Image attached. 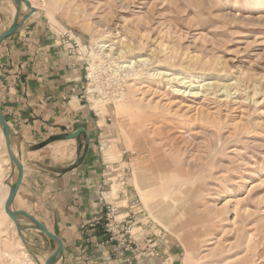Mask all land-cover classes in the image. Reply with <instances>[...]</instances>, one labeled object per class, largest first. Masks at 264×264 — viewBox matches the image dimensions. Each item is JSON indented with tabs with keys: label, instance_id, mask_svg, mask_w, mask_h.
Listing matches in <instances>:
<instances>
[{
	"label": "rangeland",
	"instance_id": "374dc122",
	"mask_svg": "<svg viewBox=\"0 0 264 264\" xmlns=\"http://www.w3.org/2000/svg\"><path fill=\"white\" fill-rule=\"evenodd\" d=\"M30 1L80 65L81 104L93 109L99 131L95 145L117 170L105 187L130 196L116 201L125 206L118 218L140 201L128 232L99 233L84 262L264 264V5ZM12 10L0 9V31ZM103 41L117 47L101 49ZM123 46L130 48L120 53ZM177 74L183 83L169 80ZM10 171L0 134V211ZM2 227L0 264H45L49 243L28 234L30 252L9 220Z\"/></svg>",
	"mask_w": 264,
	"mask_h": 264
},
{
	"label": "crops",
	"instance_id": "0c3cea01",
	"mask_svg": "<svg viewBox=\"0 0 264 264\" xmlns=\"http://www.w3.org/2000/svg\"><path fill=\"white\" fill-rule=\"evenodd\" d=\"M14 6L12 0H0V9H13V19ZM46 21L35 12L0 44V107L18 134L12 143L24 166L14 208L28 211L63 240L59 263L90 264L83 260L85 252L104 231V221L94 227L91 223L104 213L106 203L130 196L120 186L115 194L105 187L109 172L117 170L110 163L106 167L108 160L95 145L99 131L93 109L81 104L80 65ZM80 127L89 132L90 142L84 137L57 139ZM118 204L121 217L125 206ZM28 234L52 246L38 231Z\"/></svg>",
	"mask_w": 264,
	"mask_h": 264
},
{
	"label": "water",
	"instance_id": "95a60500",
	"mask_svg": "<svg viewBox=\"0 0 264 264\" xmlns=\"http://www.w3.org/2000/svg\"><path fill=\"white\" fill-rule=\"evenodd\" d=\"M16 7V14L12 24L6 29L0 32V44L2 41L13 35L19 30L23 23L37 10L30 0H12ZM26 5L27 10L23 9V5ZM0 127L6 139L7 152L11 162V174L10 177L5 181L9 184L10 191L5 202V209L10 218L14 221L18 235L24 242L26 247L31 251L30 246L25 238L24 233L29 230H36L42 234L47 240H49L53 246V251L46 258L45 264H57L64 255L65 248L63 240L51 232L40 220L26 210H18L14 208V202L21 186L24 176V166L21 160L20 153L15 152L13 148L12 139L17 137L16 134L10 127L6 120L2 109L0 107ZM85 135L88 142H90L89 132L84 128L80 127L75 132L62 134L57 139H79L81 135ZM27 222V223H24Z\"/></svg>",
	"mask_w": 264,
	"mask_h": 264
},
{
	"label": "built area",
	"instance_id": "2783aa9c",
	"mask_svg": "<svg viewBox=\"0 0 264 264\" xmlns=\"http://www.w3.org/2000/svg\"><path fill=\"white\" fill-rule=\"evenodd\" d=\"M70 52H73L72 47L70 48ZM126 154H135V151L130 152L128 150H123V155ZM106 167H109L108 163H106ZM104 184L106 185V183ZM139 205V200L132 201V207L130 209L131 214L119 219L118 214L120 207L116 204L106 203V210L104 211V213H101L100 215L96 216L95 220L91 223V226H98L104 221V231L110 234H119L121 231L128 232V229H130L132 223L136 220L134 217L135 213L133 212V210L136 209Z\"/></svg>",
	"mask_w": 264,
	"mask_h": 264
},
{
	"label": "bare ground",
	"instance_id": "6f19581e",
	"mask_svg": "<svg viewBox=\"0 0 264 264\" xmlns=\"http://www.w3.org/2000/svg\"><path fill=\"white\" fill-rule=\"evenodd\" d=\"M258 2L260 3V4H262V5H264V0H258ZM23 9H26V5L24 4L23 5ZM14 11L16 12V7L14 6ZM123 44V43H122ZM125 45H126V43H124ZM122 46V45H121ZM99 47L101 48V49H109L110 51H113L114 49H115V47H117V45L114 47V43L113 42H110L109 43V41H103V42H100L99 43ZM119 47V46H118ZM128 47L127 46H123L122 48H120L119 50H120V53L121 52H123L124 50H126ZM130 48V47H129ZM128 48V49H129ZM118 49V48H117ZM106 53H107V51H106ZM109 53H107V55H108ZM110 55V54H109ZM103 56V55H102ZM106 58V57H105ZM109 59H110V57H108ZM99 60L101 59V58H98ZM141 59V58H140ZM105 61V60H104ZM141 61V63L143 62V64H148V62L149 61H151L150 60V56H147V57H144L143 59H141L140 60ZM91 62H92V64H91V71H90V76L91 77H93L94 76V70H95V67H96V63H95V60L92 58V60H91ZM98 62V61H97ZM137 61L135 60H131V62L128 64V65H125V67H129V68H132L133 67V65L136 63ZM191 66H188L187 68H190ZM153 74H155V73H153ZM158 74H160V76H161V74H166V75H171L170 73H166V72H163V70L162 71H159L158 70V73H157V75ZM156 75V74H155ZM159 76V75H158ZM156 77V76H155ZM170 81H176V80H178V81H181L182 80V77L179 75V74H177V75H175V76H173V77H171L170 79H169ZM182 83L184 82V80L183 81H181ZM200 82H205V80H202V81H200ZM206 85H210V83H203V84H201L200 86H202V87H204V86H206ZM205 89V88H204ZM198 94L199 92H195V94ZM194 95V94H193ZM120 101V100H119ZM0 134H1V136L4 138V142L6 143V139H5V136H4V134H3V131H2V129H1V127H0ZM11 174V173H10ZM10 177V175H8L7 176V179ZM6 181V180H5ZM5 188L7 189V196L4 198V199H2L3 200V203H4V205H3V207L1 208V211H0V228H1V232L3 233V232H5V230L3 229L4 227H2L3 226V223L6 221V220H9V222H10V224H12L13 226H15V223H14V221L10 218V216L7 214V212H6V209H5V202H6V199H7V197H8V194H9V191H10V187H9V184H7L6 182H5ZM19 240L21 241V245L23 246V247H25L26 245L24 244V242L21 240V238L19 237ZM46 258H47V256H46ZM46 258H45V260H46ZM29 259V258H28ZM23 263H25V261H22ZM26 264V263H25ZM28 264V263H27ZM57 264H59V262L57 263Z\"/></svg>",
	"mask_w": 264,
	"mask_h": 264
}]
</instances>
